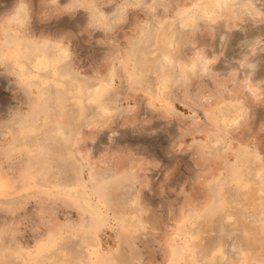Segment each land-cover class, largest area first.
I'll use <instances>...</instances> for the list:
<instances>
[{"label":"rangeland","instance_id":"374dc122","mask_svg":"<svg viewBox=\"0 0 264 264\" xmlns=\"http://www.w3.org/2000/svg\"><path fill=\"white\" fill-rule=\"evenodd\" d=\"M117 2L0 27V264H264V0Z\"/></svg>","mask_w":264,"mask_h":264},{"label":"clouds","instance_id":"9594fccd","mask_svg":"<svg viewBox=\"0 0 264 264\" xmlns=\"http://www.w3.org/2000/svg\"><path fill=\"white\" fill-rule=\"evenodd\" d=\"M55 2V0H54ZM90 6L95 7L94 0H89ZM135 4L139 10H142L146 15L156 16L164 13L168 8V0H119L113 7L111 12H104L102 9H96L98 12V21L104 23L109 20L114 24L122 23L128 12L131 11V5ZM249 11V15L252 14V6L246 5ZM31 5L30 0H14L13 7L3 16H0V27L9 31V35L12 32L23 33L27 29L31 22ZM201 13L198 10H191L179 16L178 27L184 29L193 25L201 17ZM150 31L149 28H145V32ZM165 62L171 63L168 56L164 57ZM209 63L202 55L197 56L193 62V65H199L203 67ZM249 69L256 73L261 70L262 65L259 62H251L248 65ZM190 70H194L190 69Z\"/></svg>","mask_w":264,"mask_h":264},{"label":"crops","instance_id":"0c3cea01","mask_svg":"<svg viewBox=\"0 0 264 264\" xmlns=\"http://www.w3.org/2000/svg\"><path fill=\"white\" fill-rule=\"evenodd\" d=\"M41 11H44V10L41 9ZM43 14H44V12H41L40 16H41V15L43 16Z\"/></svg>","mask_w":264,"mask_h":264}]
</instances>
